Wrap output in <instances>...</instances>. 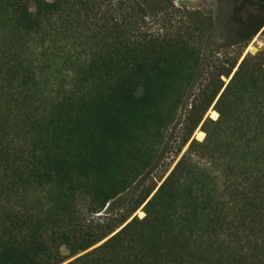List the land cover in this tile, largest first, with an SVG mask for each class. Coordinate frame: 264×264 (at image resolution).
I'll return each instance as SVG.
<instances>
[{
	"label": "trees",
	"instance_id": "obj_1",
	"mask_svg": "<svg viewBox=\"0 0 264 264\" xmlns=\"http://www.w3.org/2000/svg\"><path fill=\"white\" fill-rule=\"evenodd\" d=\"M169 9L0 0V264H264V50Z\"/></svg>",
	"mask_w": 264,
	"mask_h": 264
},
{
	"label": "rangeland",
	"instance_id": "obj_2",
	"mask_svg": "<svg viewBox=\"0 0 264 264\" xmlns=\"http://www.w3.org/2000/svg\"><path fill=\"white\" fill-rule=\"evenodd\" d=\"M157 2L160 3V0H157ZM224 2H228L227 0H224ZM219 1L218 0H172V4L176 6V8H180V11L174 12V10L169 9L168 14L165 12L164 15L160 14V16H190L191 12H200L203 14H213L215 19H218L220 24L222 23V28L225 30H221V41H235V37L232 36V34H229L227 30L226 24L228 23L229 16H215L216 13H218L219 10ZM181 18V17H180ZM259 21L261 22L260 25L257 27L259 28L264 23V16H259ZM256 28V29H257ZM228 39V40H227ZM264 50V26L258 31H255L254 35L251 37V39L247 42L241 43L237 45L236 47H231L228 49H224V53L228 52L226 56H222L218 62L215 63L219 64H227L228 61H233L235 58L239 56V53L242 52L241 58L239 60V63L243 60V58L248 54H256L259 51ZM226 81H229L227 78H224ZM216 112L213 108H211L207 116L212 117L213 119L218 118V114H214ZM182 126H179L175 130L172 147L168 151V153H165L162 157V159L159 161V164L157 168L149 174L146 179L142 182L140 185V194H143L145 190L149 187L160 185L162 180L170 173V171L175 166L176 162L179 160L181 155L187 150L188 146H185L183 150H180L182 138H183V130ZM200 128H198L194 136L198 140H203L199 138V132ZM181 151V152H180ZM140 217H144L145 213L142 208H140L137 213Z\"/></svg>",
	"mask_w": 264,
	"mask_h": 264
},
{
	"label": "flooded vegetation",
	"instance_id": "obj_3",
	"mask_svg": "<svg viewBox=\"0 0 264 264\" xmlns=\"http://www.w3.org/2000/svg\"><path fill=\"white\" fill-rule=\"evenodd\" d=\"M162 1V0H160ZM215 16H229L226 26L229 34L236 40L246 42L254 35L260 25L259 16H264V0H218ZM212 15L213 14H207Z\"/></svg>",
	"mask_w": 264,
	"mask_h": 264
},
{
	"label": "water",
	"instance_id": "obj_4",
	"mask_svg": "<svg viewBox=\"0 0 264 264\" xmlns=\"http://www.w3.org/2000/svg\"><path fill=\"white\" fill-rule=\"evenodd\" d=\"M241 62H242V61H241ZM241 62H240V63H241ZM240 63H239V65H240ZM239 65H238V66H239ZM237 69H238V67L234 70L232 76L234 75V73L236 72ZM232 76H231L230 78H232ZM155 192H156V191H155ZM155 192H154V193H155ZM154 193H153V194H154ZM153 194H152V195H153ZM151 197H152V196H151ZM151 197H150V198H151ZM150 198H149V199H150ZM149 199H148V200H149ZM148 200H147V201H148Z\"/></svg>",
	"mask_w": 264,
	"mask_h": 264
}]
</instances>
